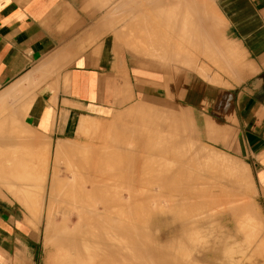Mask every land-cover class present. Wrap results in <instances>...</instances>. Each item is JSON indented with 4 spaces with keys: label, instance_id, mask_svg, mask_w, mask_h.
<instances>
[{
    "label": "crops",
    "instance_id": "1",
    "mask_svg": "<svg viewBox=\"0 0 264 264\" xmlns=\"http://www.w3.org/2000/svg\"><path fill=\"white\" fill-rule=\"evenodd\" d=\"M177 9L190 15L185 25L201 27V65L184 70L176 38L161 31L168 11L176 35ZM208 30L232 78L205 66ZM178 72L190 76L178 82ZM150 85H170L206 142L208 127L216 130L215 144L248 166L264 203V0H0V139L37 138L36 151L53 153L86 137L97 147L101 123L155 100ZM13 203L0 197V264H62L43 258Z\"/></svg>",
    "mask_w": 264,
    "mask_h": 264
},
{
    "label": "bare ground",
    "instance_id": "2",
    "mask_svg": "<svg viewBox=\"0 0 264 264\" xmlns=\"http://www.w3.org/2000/svg\"><path fill=\"white\" fill-rule=\"evenodd\" d=\"M148 109L143 105H135L128 110V114L136 116V119L137 117L139 120L144 119L142 134L139 136L143 142L152 145L151 151L154 154L149 162H144L148 164L140 165L139 171L124 173L132 177L134 180L132 183L124 186V184L108 181L113 177H122L118 173L98 174V169L103 170L106 169V165L108 166L109 163L106 161L117 160L118 156L113 151L97 153L92 147L88 149L83 147L84 150L80 146L63 144L54 151L55 161L48 181L47 166H41V168L44 167L45 172L37 175L35 170L38 166L32 167L26 164V157L28 160L30 155L24 156V152L18 148V155L13 157L2 153L0 148V187L3 186L8 192H13L16 195V201L28 213L34 208L33 202L36 200L34 196L40 193L42 199L45 188L47 189L44 235L46 238H49V234L52 236L53 245L60 253L61 262L69 264H244V260L251 258L246 264H264V237L255 238L262 232L263 225L256 218L248 201L244 199L243 192L248 184L244 173L237 169L236 164H232L225 155H216L207 148V151L196 149L189 145V142L186 143L184 135L186 136L187 132L181 134L183 129L178 133V130L183 127V125L180 126L182 123L179 124L181 120L178 122L176 120L179 125L175 123V126L178 125L181 128L176 126L179 129H175L174 132H178L173 133L183 135L185 142L182 141V144L186 143L187 148L189 146L193 148L187 151L184 145L178 147L181 145L180 141L177 140V142L175 138H172L175 139L172 141L170 140L172 136L168 135L172 133V130L169 129L168 132H171L167 135L164 133L165 136L160 133L163 126L158 121L156 123L159 119L157 109L155 111H153L154 108ZM152 112H156L157 115ZM178 114L180 119L181 114ZM163 117L161 115L162 119ZM151 126L152 129H150ZM168 127L163 129L166 128L164 130L167 132ZM134 128L135 126L131 127L129 131L132 132ZM123 129L119 131L127 132L129 128ZM148 135L152 136L153 140ZM179 137L182 139L181 136ZM14 142V140L0 141V146L1 144L12 146ZM109 143L124 145L128 142L110 139ZM15 144L18 143L15 142ZM81 152L83 155L79 154ZM63 157H68L69 160L77 157V159L74 158L77 163L72 159V166L70 165L72 169L69 165L67 166V162L65 163L71 173V179H66L62 174L65 179L62 181L58 178L56 164ZM141 160L144 159L141 158ZM77 164L78 167H76ZM128 168L131 171L134 166ZM89 175L90 177L86 179L85 177ZM105 178L108 179L105 180ZM34 179L36 183L33 184L39 187L38 191V187L35 189V185H29ZM25 180H28L30 189L25 188V185L28 186ZM18 181H21L18 186L11 185ZM31 186H34L32 191L35 189L36 194L31 193ZM221 201L230 202L232 221H225L220 229L221 233L219 232L220 237L217 236L216 242L214 241L204 249L203 246L201 247V235L198 233L200 223L196 221L197 211L203 208L206 213H214L219 210L218 203ZM58 202L60 206L62 203L68 208L64 211L66 213L60 212V222L55 224L53 215L55 211L52 209ZM60 210H57V216ZM157 213H161L163 219H168L161 221L159 231L170 238L168 243L170 245L160 248L151 241L137 236L150 224L145 219L138 221L136 218L153 217ZM115 225L122 229L113 230ZM229 225L234 227L229 229ZM241 226H245L242 227L243 232H240ZM114 232L122 233V235H112ZM257 254H260L258 259Z\"/></svg>",
    "mask_w": 264,
    "mask_h": 264
},
{
    "label": "rangeland",
    "instance_id": "3",
    "mask_svg": "<svg viewBox=\"0 0 264 264\" xmlns=\"http://www.w3.org/2000/svg\"><path fill=\"white\" fill-rule=\"evenodd\" d=\"M167 14H168V11L162 10L161 31H163L165 33L167 39L169 38V35H168L169 32H171V39H174V37L176 38L175 43L173 40H171V45L173 47L176 46V53L178 56L177 57V69L178 70L190 69L189 64L191 61L193 62V65H196V63L201 65L200 64V60L202 59L200 57L201 47H199L196 44V42H199L201 44V42L199 41L202 38L201 37V27L200 26L185 25V21L190 22V15H189V20H186V14L187 13H185L184 10L177 9L176 35H173L174 34V26L171 28V31H170L169 26H167V24H165L167 22ZM196 17H197L196 12L192 11V20L195 21ZM190 38L194 41L193 47L190 45V41L187 43V39H190ZM203 40L205 41V35H203ZM215 40L216 39L213 38L210 30H208L207 43H206L207 44L206 50H208V56L203 57V61L205 62V66H207V65L209 66V71H211L212 69L219 70V71H221L220 75L226 76L228 78H232L231 73L225 72L224 69H221L218 66L221 64V62L223 60L227 61V58L223 54L219 57V52L217 51L218 49H217ZM165 44L169 48L168 40H166ZM190 48L192 51V57L186 58L185 55L190 53ZM161 61H162V64L164 62H166V60L164 58H162ZM223 64H224V62H223ZM231 68L232 67L227 68V69H231ZM173 76H175L177 81L180 82L181 80L186 79V77H189L190 75L187 73L178 72V73L174 74ZM168 78H169L168 74H162V81L164 79L166 81H168ZM177 86L179 87L180 85H177ZM150 87L151 88H149L148 91L156 97L155 100H153V101L150 100L151 101L150 103L145 101L144 103H139V104H142L144 107H148L149 108L148 110H150V109L152 110L154 108L153 111H155V109H157L158 111L156 110V112H158L159 119L156 120V123H157V121H158V123H162L163 127H168L167 125H169L170 128L169 127L167 128V132L164 130L166 128L163 129V127H162L163 132H161L162 130H160V133L163 136H165V134L167 135V133L171 132V131L168 132V130L170 129V130H172V133L168 134L169 137L172 136L170 138V140L172 138H175L176 141L179 140L181 145L178 147H181L182 145L186 146L187 145L186 143L189 142L190 143L189 145L196 147V149L199 148L202 150L203 149L206 150V148H207L208 151L210 150L211 152L215 153L216 155L223 154V156L225 155L226 158L228 157L230 159L232 164H234V165L236 164L235 166H237V169H239L242 173H244L245 177L248 179L247 189L243 192L244 199L246 201H248V203L252 207L256 218L259 219V221L262 223L263 230H264V203H262V201H260L259 198L256 197L254 184L252 181V176H251V173H250L248 166L243 161L237 159L233 154L225 152L224 151L225 147L223 145H216L215 144L216 140L214 138H215L216 130H213V129L208 127V131L210 132V136L208 138V141H210V142H206L204 139V136H202V137L200 136V132L198 131V128H197V125H198V123H200V121L196 120L188 111H186L184 108L180 107L179 105H177L175 103L174 99L169 95L170 85H150ZM156 112H152V113L153 114L155 113L154 115H157ZM170 112H171V114H170ZM178 113L181 114L180 119H179ZM161 115H162V117L164 115L165 120H163L164 117H163V119L161 118ZM155 117H157V116H155ZM171 118H173V120L175 119L174 122H173V120H171ZM167 119L171 123L166 122V121H168ZM143 120L144 119L139 120V117H137V119H136V116H133L130 114L127 115L126 112H124V113H121L119 115L114 116L113 119L108 123H101L102 126L106 125L103 128L104 131L102 133L104 136H102L99 139L100 143L98 144V146L93 147V148L96 149L97 153H102V152L104 153V152H108V151L109 152L113 151L114 153L117 154L118 157H117V160H114V161L111 160L112 162L106 161V163H109L108 166L105 164L106 167L105 166L104 167L106 169H103V170L98 169L97 170V171H99L98 174L111 172V173H118V174L122 175V177H119V178H116V177H113L110 179L107 178L109 182L124 184V186L129 184V183H132L134 180L132 179V177L126 176V174L127 173H134L135 171L136 172L139 171L140 165H143L144 162H149V159L154 156L153 152L151 151L152 145H150L147 142H143L142 138L139 136L140 134H142L143 124H144ZM176 120H177V122L180 120L182 121V122H179V124L182 123V124H180V126L183 125L182 128L178 126L179 124L176 122ZM175 123L178 124L176 126L181 128L180 130H178L179 128L178 129L176 128ZM152 125H154V123ZM133 126H135V128H134V130H132V132H130L129 130ZM124 127H126L127 129L129 128L127 130V132L119 131V129L121 130ZM150 129H152V126L150 127ZM175 129H177L179 132L178 131L174 132ZM181 130H183V132ZM173 132L174 133L182 132L181 134H184V133L186 134V132H187L186 136L184 135V137H186L187 142L182 144V141L184 138L183 135H177L178 133L174 135ZM4 133L8 134L9 132H4ZM89 136H91V134ZM179 136H181L182 139ZM89 138L90 137L84 138L82 140L81 144L73 143V145H77V146H80L82 148L84 147L85 149H86V147H87V149H88V147L91 148L92 145L88 141ZM153 138H156V137L153 136ZM33 139H37V138L9 137L8 139L7 138L6 139H0V141H3V142L6 140H14L15 142L20 141L19 146H18V144H15V142H14L12 146H10V145L5 146L4 144H1L0 148L2 150V153H5V154H7L9 156H13V157L18 155V152H19L18 148L22 152H24V156L30 155V156H28V158H29L28 160L26 157V164H28L32 167H33V165L35 167L38 166V168L35 170L36 171L35 173L37 175L42 174L44 171V169H43L44 167L41 168V166H47L46 173H47V181H48L49 177H50V173H51V171H53L52 168H53L54 161H55V159L53 158L54 153L51 152L50 147H48V150H45L43 148L42 149L38 148V150L36 151L35 148L32 145H30V141H32ZM110 139L113 141H116V140L124 141L125 140L128 143L124 144V145H122V144H120V145L112 144L111 145L109 143ZM147 139L149 140V138H147ZM150 139H152V136L150 137ZM175 139H172V141ZM183 142H185V141H183ZM211 142H213L214 144H212ZM2 145H4V146H2ZM200 146H201V148H200ZM191 147L189 146V148H191ZM186 148H187V146H186ZM189 148H187L185 150L188 151ZM82 153L83 152H81L79 154H82ZM30 157H31V159H30ZM77 157H79V155H77ZM77 157H72V158L69 157L70 160L68 159V157L67 158H65V157L60 158V160L56 164V168L58 167L57 168L58 171L57 170L56 171H57V173L59 172L57 174L58 178H61V180L63 181V180H65V179H63V175H64V177H66V179H68V178L71 179V173H69L67 166L69 165V167H70V165L73 162L77 161V160H74V158L77 159ZM64 158L66 161L64 160ZM141 158H143L144 160H141ZM32 159H34V160H32ZM72 159H73V162H71ZM231 159L233 161L236 160V161H234L235 163ZM68 161H70L71 163ZM85 162L86 161H84V163ZM65 163L67 164V166ZM68 163H70V164H68ZM75 163H77V162H75ZM75 163H74V165H75ZM97 163H99V162H97ZM146 164H148V163H144V165H146ZM132 165L134 166V169L130 171V169L128 167L132 166ZM238 165L240 166L239 168H238ZM73 167H75V166H73ZM76 167H78V164ZM65 169H67L68 171ZM73 170H74V168H73ZM124 173H126V174H124ZM89 177H90V175L85 177V178L88 179ZM98 178H99V176H98ZM107 179L105 178V180H107ZM19 182H21V181H18L17 183L11 184V185L18 186ZM27 182H28V180L26 181V183ZM34 182L36 183V179H34V181L31 184L27 183V185L28 184L29 185H35V184H33ZM11 183H13V182H11ZM23 183H20V185L24 186ZM29 185L28 186L25 185V188L29 187ZM5 187H6V185H5ZM37 187L38 186L35 185V189ZM32 188H34V186L33 187L31 186V193L32 192L35 193L39 189V187H38L37 191H35V189L32 191ZM28 189H30V187ZM46 190L47 189L45 188V193H44V195H42V199H41L40 193H37V195L34 196V198L36 197V200L33 202V207H34L33 209L34 210L32 209V211L30 213H28V211L26 212V210L16 201V195L13 192H8L6 190V188L4 189L3 186H2V188L0 187V197H4V198L9 197L10 199L14 200L13 204L22 213V217H23L22 219H23L24 223L36 233V237H37V241H38V247L41 250V252L43 251V258L47 260V257L49 255H51L54 258V261H57V260L59 261L60 253H59L58 249L53 245L52 238H51L52 236H50V234H49V238H46V236L44 235V225H45L44 221L46 220L45 219L46 218L45 217L46 216V212H45V209H46V206H45L46 205V200H45L46 199ZM38 195H40L39 196L40 198L38 197ZM59 204H60L59 202L54 204L53 209H52L55 211L53 214L55 217V219H54L55 224L60 222V217H59V215H61L60 212L66 213L64 211H66L67 210L66 208H68V207H65V205H63L62 203H61V206ZM218 204H219V210H217L214 213H211V214L206 213V211L203 210V208H201V210L198 209V211H197L198 217L196 218V221L201 224V225L199 224L198 229H200V230L198 233H199V235H201V247L203 246L202 248H204V249H206L209 244L213 243L215 241V239H217V236L220 237L219 232L221 233L220 229L222 228L223 223L225 221H228V220L232 221V214L230 213V211H231L230 202L229 201H221ZM57 206H59V207H57ZM60 208H62L61 209L62 211L60 210ZM57 210H60L59 211L60 214H58V216L56 214L58 212ZM138 215H140V214H138ZM36 217L39 218V220ZM35 218H36V220H35ZM143 219L147 220L150 225H147L146 227H144L143 228L144 230L137 234V236L140 237V239H143V238L147 239L148 241H151L152 244H154L155 246H158L159 248L162 246L170 245V244H168L170 242V238L168 236H166L164 233H160V231H159V228L161 227V221L162 220L167 221L168 219H163L161 217V213H157L153 217L150 216V217H137L136 218V220H138V221L143 220ZM36 221H38V222H36ZM73 222H75V220ZM228 227H229V229H232L234 226L229 225ZM242 227H245V226H241L239 228L240 232H243ZM120 229H122V227L116 226L113 228V230H120ZM263 230H262V232L258 231V232H260V234L256 233L257 236L255 238L259 239L260 237L261 238L264 237ZM112 235L121 236L122 233L118 234V233L114 232V234H112ZM254 236H255V234H254ZM259 256H260V254L258 255L257 259L259 258ZM253 259L254 260L256 259L255 255H254ZM249 260H251V258L244 260V264H246L247 261H249ZM60 263L69 264L67 262L66 263L60 262ZM97 264H100V263H97ZM101 264H105V263H101Z\"/></svg>",
    "mask_w": 264,
    "mask_h": 264
}]
</instances>
